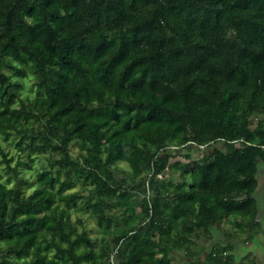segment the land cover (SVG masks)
I'll return each mask as SVG.
<instances>
[{"label": "trees", "instance_id": "trees-1", "mask_svg": "<svg viewBox=\"0 0 264 264\" xmlns=\"http://www.w3.org/2000/svg\"><path fill=\"white\" fill-rule=\"evenodd\" d=\"M0 56L28 66L45 107L38 114L32 104L14 106L20 84L0 63V136L42 122L38 135L47 143L57 139L54 149L69 164L68 143L78 138L98 192L124 207L130 192L109 186L97 169L119 160L135 177L149 173L142 224L121 229L117 264H170V248L210 237L230 216L259 228L253 194L264 162V120L251 129L248 117L264 112V0H0ZM174 142L212 145L177 183L160 179L173 158L165 149ZM38 181L57 182L60 191L70 186L46 171ZM58 198L69 205L77 196ZM53 203L45 187L22 197L0 183V239L8 253L58 264L43 252L51 246L73 264H102L93 251L77 249L86 234L71 237L65 210L36 216ZM103 205L85 204L108 230L116 220ZM45 233L51 239L42 245ZM231 249L210 253L205 264H234L232 255L222 256Z\"/></svg>", "mask_w": 264, "mask_h": 264}, {"label": "rangeland", "instance_id": "rangeland-1", "mask_svg": "<svg viewBox=\"0 0 264 264\" xmlns=\"http://www.w3.org/2000/svg\"><path fill=\"white\" fill-rule=\"evenodd\" d=\"M1 72L10 77V82L20 84L15 93L14 106L22 101L26 106H34L38 114L45 113V107L39 97L40 88L35 75L31 73L28 66L11 61L7 57L0 56ZM16 68L24 69L23 74H17ZM41 96V95H40ZM259 120H264V112H253L248 117V126L253 129ZM21 133H14L9 138L0 136V183L7 188L19 190L22 197H28L34 190L45 187L54 195V203L57 207L42 210L37 213L40 218L44 214L51 217L64 215L65 210L69 218V224L73 228L71 237L75 234L85 232L86 244H79L78 250H91L98 261L102 264H117L116 250L118 245L115 239L119 236L122 228H138L142 223L139 218L141 201L148 199L151 195L149 173L141 174L138 177L132 175L129 165L124 161L115 160L105 166L102 170L97 169L98 174L105 177L108 185L117 189L118 192L128 190L130 197L127 206L117 203L114 199L102 196L93 179L94 168L87 166L84 162L86 150L82 147L78 138H73L67 146L68 159L71 164L62 160L61 153L54 149L58 145L57 139L45 142V139L38 135V130H43L42 122H30L24 125ZM212 145L200 147L198 144L177 145L175 142L166 147L165 151L173 157L170 164L164 170L160 179L180 182L183 178L185 166L192 160H197L202 155L208 154ZM108 151H102L100 156L106 160ZM46 171L58 181L67 179L70 186L64 187L61 191L55 182L52 186L38 181V174ZM93 173V174H92ZM258 186L253 194L257 201L259 228H249L246 220L230 216L220 226L212 230L210 237L202 236L193 239L187 249H172L167 251L170 264H205L212 252L220 253L226 244L231 245L230 254L234 258V264H264V162L259 163L257 172ZM60 192V193H59ZM76 195V200L65 205L58 195ZM103 200L104 213L116 222L112 228L105 230L101 227L96 214L85 206L86 202H98ZM118 222V223H117ZM128 222V223H127ZM39 230L45 231V228ZM252 234V238L249 235ZM149 235H152L150 233ZM157 236L155 235V238ZM16 235H14V239ZM49 233L40 236L42 245L50 241ZM143 239V237H142ZM9 244L6 239H0V264H31L32 254L16 255L8 253ZM47 259H54L58 264H73L69 259L66 261L63 256H56V249L49 247L43 251ZM102 252L105 254L102 255ZM161 256V254H158Z\"/></svg>", "mask_w": 264, "mask_h": 264}, {"label": "built area", "instance_id": "built-area-1", "mask_svg": "<svg viewBox=\"0 0 264 264\" xmlns=\"http://www.w3.org/2000/svg\"><path fill=\"white\" fill-rule=\"evenodd\" d=\"M200 147H204V145H199Z\"/></svg>", "mask_w": 264, "mask_h": 264}]
</instances>
